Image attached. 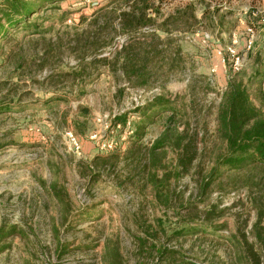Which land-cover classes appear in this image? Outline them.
I'll return each instance as SVG.
<instances>
[{"label":"rangeland","instance_id":"374dc122","mask_svg":"<svg viewBox=\"0 0 264 264\" xmlns=\"http://www.w3.org/2000/svg\"><path fill=\"white\" fill-rule=\"evenodd\" d=\"M107 3L59 2V10L68 16L62 24L55 23L54 30L65 26L86 36L102 30L101 20L92 17ZM156 7L160 16L154 25L128 35L144 43L139 49L143 61L139 59L135 66L138 73L129 78L110 61L112 52L128 40V36L116 35V25L88 39L100 49L82 80L77 79L80 71L69 53L68 37L54 45L53 33L46 35L45 42L20 34L15 43L21 47L10 59L5 57L13 45L0 52V106H10L0 110V229L6 232L0 238V248L4 247L0 264H106L111 250L119 254L121 264H223L229 255L220 236L248 232L254 221L249 200L256 192L252 188L250 194L242 175L222 170V177L205 195H200V187L220 150L214 138V114L226 82L238 78L247 83L254 73L264 80V27L259 23L264 19V0L165 1ZM81 17L85 18L82 22ZM167 17V32L157 31ZM250 24L254 25V44L244 52ZM204 34L207 43L202 42ZM233 35L242 57L238 73H232L229 61L215 53L228 46ZM44 44L53 45L48 58L52 68L37 71L36 58ZM100 58L105 60L95 61ZM253 88L250 84L252 102L264 112V82L262 96L255 95ZM158 96L175 104L178 130L188 124L189 136L190 131L197 134L194 160L180 178H171L167 189L170 209L157 202L149 184L126 168L122 157L112 166L90 164L95 157L109 154L99 150L107 136L97 119L126 116L131 127L137 120L134 110ZM163 127V119L148 126L144 144L149 147ZM111 131L108 138L117 144L114 152L122 156L129 137L121 140L120 127ZM68 134L77 140L78 153L70 147ZM93 135L96 138L90 140ZM174 157L167 150L163 163L173 174ZM255 176V180L262 177L261 173ZM212 204L226 210L217 221L225 227L217 234L172 237L189 228L183 221L189 217L195 222L192 227L202 229L204 206ZM157 224L162 225L164 235ZM147 226L153 227L149 234L159 233L158 241L146 238V245L141 246L138 239H144L142 229ZM12 227L18 233L8 235ZM151 244L174 250V257L158 259Z\"/></svg>","mask_w":264,"mask_h":264},{"label":"trees","instance_id":"16d2710c","mask_svg":"<svg viewBox=\"0 0 264 264\" xmlns=\"http://www.w3.org/2000/svg\"><path fill=\"white\" fill-rule=\"evenodd\" d=\"M61 1L63 0H0V52L8 45H13L6 54V60L14 55L16 48L21 47L19 42L15 43L18 35L21 34L24 37L35 35L45 42L48 41L45 39L46 35L53 33L57 42H54V45L61 44L63 36L70 39L69 53L73 54L80 71L77 79L82 80L86 67L94 62V55L100 49L95 42H90L88 39L96 37L99 31L112 29L115 25L117 26L114 30L116 35L127 37L141 28L154 25L155 17L160 16L159 9L156 7L158 3L191 0H108V6L98 9L92 17L95 21L101 20L102 30L87 36L65 26L57 31L54 30L53 25L55 23L62 24L68 16L66 12L59 10L58 3ZM84 19L81 17L80 22ZM167 19L168 17L162 21L157 27V31L167 32ZM261 25L264 27V24L261 23ZM250 28L254 31V25L250 24ZM129 37L124 44L112 52L110 58L111 64L117 66L126 78L138 73V68L135 66L138 61L143 59H140L139 52V49L143 47V40ZM114 38L115 35L112 36L109 43H105L103 46L110 44ZM41 49L40 55H37L36 58L37 71L50 70L52 67L48 63V58L53 53V45L44 44ZM89 57L93 58L87 60ZM100 59H95V61L103 62L105 60ZM28 74L33 79L31 72L28 71ZM62 77L66 79L67 75H62ZM263 82L264 80L258 73L252 74L247 83H243L238 78L230 79L226 82L215 107L214 138L219 142L220 150L215 155L204 180L201 182L200 195H205L209 187L222 177V170L237 176L242 175L243 184L248 187L250 194L252 188L256 192L249 200V208L253 211L254 221L248 232L240 230L237 234H230L228 237L220 236L229 255L228 261L223 264H264V192L261 193L264 185L261 184L264 179V112L253 104L249 93V85L253 84L255 95L262 96L261 85ZM8 109H10L9 104L0 106V110ZM83 112L85 113V110ZM134 113L137 120L131 123L132 135L129 136L128 146L122 156L112 152L105 156L95 157L90 164L112 166L113 162L122 157L121 160L125 167L129 168L135 176H142L145 183L149 184L157 202L166 209H170L169 195H166L167 189L170 187L171 178H180L194 160V136L197 134L190 131L192 135L189 136L188 124L184 126L185 128L178 130L179 116L176 106L173 101L163 96L153 98L143 106L137 107ZM161 119H163L164 126L162 134L148 147L142 140L146 129ZM126 120V116L115 117L111 121V128L115 129L119 126L120 129H124ZM167 150L172 151L175 156L174 164L172 163L170 166L175 169L174 174L163 164ZM88 167L92 169V166L88 165ZM259 173L262 177L255 180L257 179L255 175ZM191 206L194 207L190 204L188 207ZM225 211V209H218L216 204L204 206L202 229L192 227L195 222L192 217H189L188 220H183L188 223L189 228L182 229L178 234H172V237L197 233H203L204 237L207 234H217L218 230L225 227V223L217 222L219 218L223 217ZM161 226V224H157V229L161 235H164ZM152 229V226L142 229L144 239H138L141 246L146 245V238L158 241L159 233L157 231H153L152 234L148 233ZM7 233L15 235L18 232L15 227H12L7 230ZM5 234L6 232L0 229V238H4ZM150 247L156 251L157 258L160 260L169 261L175 255L174 250L167 247L156 248L154 244H151ZM106 264H121L119 254L115 250H111ZM182 264L188 263L182 262Z\"/></svg>","mask_w":264,"mask_h":264},{"label":"built area","instance_id":"2783aa9c","mask_svg":"<svg viewBox=\"0 0 264 264\" xmlns=\"http://www.w3.org/2000/svg\"><path fill=\"white\" fill-rule=\"evenodd\" d=\"M261 23L264 24V19L261 20ZM253 41H254V34H253V30L248 27L246 28V37L243 41V51L244 52H249L252 49L253 46ZM203 43H207L208 42V36L207 34L203 35ZM236 44H237V39L235 38V36H232V41L231 43L226 46L224 49H216L215 53L217 56L219 57H224L226 58L227 61H229V70L232 73H238L240 68H241V63H242V57L239 55L238 51L236 50ZM224 61H222L223 64ZM212 72H215V70L213 69ZM116 116L114 114L112 115H106L103 116L100 119H97V123H100L103 125V133L107 136V140H105V142H103L100 146H99V150L103 151V152H114L117 148V144L114 142V140L112 138H108V136L112 135V131L111 129V121L115 118ZM119 127V126H117ZM116 127V128H117ZM132 135V130L130 127V122H126L125 127L123 129V136L121 137V140H124L125 138L129 137ZM68 142L70 147L72 148V150L75 153H78L80 150V146L77 142V140L71 135L68 134ZM96 138V135H93L90 137V140Z\"/></svg>","mask_w":264,"mask_h":264}]
</instances>
